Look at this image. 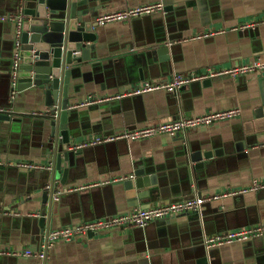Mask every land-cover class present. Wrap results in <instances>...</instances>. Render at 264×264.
<instances>
[{"label":"crops","instance_id":"0c3cea01","mask_svg":"<svg viewBox=\"0 0 264 264\" xmlns=\"http://www.w3.org/2000/svg\"><path fill=\"white\" fill-rule=\"evenodd\" d=\"M155 3H162L164 11L97 26L91 60L74 65L70 98L77 102L72 109L78 120L70 151L97 136L233 108H239L241 115L176 137L161 134L81 149L69 159L65 184L62 175L55 181L51 222L40 227L38 219L50 212L41 211L37 192L52 180L53 116L44 98H33V91L13 93L10 56L15 25L0 21V108L5 110L0 115L10 116L0 119V251L37 252L53 230L241 189L254 180L264 182V72L217 76L174 93L155 91L106 100L145 81L165 82L178 73L191 75L264 60V24L234 29L264 19V0H102L91 20ZM17 13L18 0H0V18ZM164 46L167 53L153 55ZM90 96L98 101L80 106ZM210 153L213 157L207 159L205 154ZM194 154L199 155L196 163L191 162ZM19 162L44 168H21ZM64 164L62 159V170ZM139 169L155 175L156 183L134 203L124 182ZM70 188L83 189L66 191ZM203 211L202 217L181 214L144 229H113L60 241L45 259L1 254L0 264H198L201 259L207 264H264V234L216 248L205 245L207 236L264 225V189L207 201Z\"/></svg>","mask_w":264,"mask_h":264},{"label":"water","instance_id":"95a60500","mask_svg":"<svg viewBox=\"0 0 264 264\" xmlns=\"http://www.w3.org/2000/svg\"><path fill=\"white\" fill-rule=\"evenodd\" d=\"M101 1L26 0L23 9L16 70L17 86L14 88L12 85V87L17 92L33 91V98H44L45 105L53 116L50 140L55 163L51 171L52 180L50 185L44 182L37 192V196L42 197L41 211L50 212L46 218L43 214V217L38 219L40 227H43L45 222H51V210L56 203L53 201V195L57 189L55 181L60 180L62 175L61 183L65 184L68 168L71 165L69 159L80 151H70L71 139L77 135L75 124L78 120V113L72 109L77 102L71 101L70 81L75 72L74 65L90 61L91 52L96 50L98 38L96 28L99 24L91 18H94L95 9L98 10L101 7ZM96 2H99L98 8L92 6ZM14 25L16 31L17 25L15 23ZM15 31L11 58L15 52ZM167 51L168 49L164 46L153 51V55L165 54ZM11 63L10 78L12 80L13 59ZM0 119L9 120L10 116L0 115ZM205 155L207 159L213 157L212 153ZM62 159L65 161L63 170ZM198 160L199 155L194 154L191 162L196 163ZM198 167L200 166L195 165V168ZM155 183V175L147 176L145 170L139 169L135 171L131 179L124 182V187L127 196L136 203L138 198L142 199L146 195L145 188ZM191 213L197 214L198 217L204 215L203 210ZM198 264H207V261L201 259Z\"/></svg>","mask_w":264,"mask_h":264},{"label":"built area","instance_id":"2783aa9c","mask_svg":"<svg viewBox=\"0 0 264 264\" xmlns=\"http://www.w3.org/2000/svg\"><path fill=\"white\" fill-rule=\"evenodd\" d=\"M19 1V13L13 14L10 16H5L1 18V21H11L14 22L16 26L15 31V52L13 56V80L12 84L14 88L17 86V67H18V56H19V47H20V25L23 18V9L25 6L26 0ZM159 11H164V6L162 3L147 4L141 5L126 10H119L112 13L104 14L97 18V23L99 25H106L114 22H126L130 19H135L147 15L154 14ZM261 24H264V19L261 20H251L245 23L240 24L235 30H248L255 28ZM224 32V31H221ZM213 34V33H212ZM206 34L205 36H208ZM264 72V60L257 59L253 62L246 63L244 65L230 67L222 70H208L202 73H194L191 75H185L182 73L175 74L173 78L169 81L160 82V81H145L142 82L126 93L117 94L106 100L122 99L127 97L140 96L149 92L155 91H165L168 93H174L184 86H187L191 83L202 81L205 79L214 78L217 76L229 75L232 77H239L246 74H257ZM16 90H13L15 94ZM14 97V95H13ZM98 101L94 97H88L83 101L80 106H87L94 102ZM3 108H0V113L4 112ZM35 115L40 114L39 112H34ZM241 115V110L239 108L228 109L220 112H213L198 116L196 118H184L177 121H171L166 123H161L156 126H147L138 130H130L115 136H97L89 139L88 141L79 143L74 150H81L89 146H95L102 143H109L117 140H144L161 134H168L171 136H180L187 133L190 130H195L202 127H209L213 124L237 118ZM1 163V162H0ZM21 168L29 169H40L44 166L32 164V163H17ZM83 188H70L66 191L79 190ZM264 189V182L260 180H254L251 185L241 189H228L223 191L220 194L209 195L205 197H194L178 202H168L158 204L156 206L146 208V209H136L129 213L119 214L112 216L107 219H95L93 221H88L80 223L78 225L67 226L62 229L50 231L45 235L43 244L37 252L33 250H22V251H0V255H14V256H32L36 255L39 258L45 259L47 253L55 246L57 242L66 241L71 242L80 238L86 234H100L103 232H108L113 229H125L130 230L134 228H145L151 222L157 220H163L171 217H175L181 214H187L191 212H201L203 210L204 204L207 201H212L221 197H230L236 196L238 194H244L247 192H255ZM63 190L59 191L55 195V200H58L59 197L63 194ZM264 234V225L250 226L239 228L235 230H230L225 233H219L211 236L205 237V245L207 249L216 248L221 246L230 245L235 242H247L253 238L260 237Z\"/></svg>","mask_w":264,"mask_h":264}]
</instances>
